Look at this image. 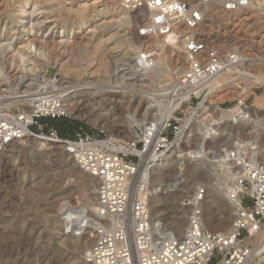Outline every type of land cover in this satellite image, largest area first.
I'll return each mask as SVG.
<instances>
[{"label": "rangeland", "instance_id": "obj_1", "mask_svg": "<svg viewBox=\"0 0 264 264\" xmlns=\"http://www.w3.org/2000/svg\"><path fill=\"white\" fill-rule=\"evenodd\" d=\"M116 1L118 0H29L30 5L26 8V16L19 20L16 14L25 0H0V43L2 40L4 42L10 40L11 43L14 42L15 49H13L18 51L20 47L29 44L37 36L41 38L40 45L43 53L41 55L36 53L35 47H32L26 59H21L19 66L17 63H12L15 51L0 54V114L13 116L19 111L30 110L32 105L28 100L41 91L50 92L51 81L54 79L64 88L73 85L78 88L86 86L92 89L95 86L93 90L99 88L97 91L102 89L108 91L112 90L113 86L115 90L121 92L125 90L133 96L136 104L139 101L140 108L143 105L142 100L146 101L150 97L159 100L155 95L159 94L165 86L162 76L150 78L135 69L123 67L128 64L134 51L130 47L129 50H125V45H139L136 41L138 38L135 35V29L142 22L135 21L131 14L121 15V12L116 10ZM221 1L216 0L219 4H214L216 5L212 10L214 13L209 14L205 25L209 47L222 50L225 56L228 55L230 48L238 47L246 63L243 66L244 70L240 67L232 71L233 77L236 78L235 86L221 94L223 98L218 100L217 105L219 109L227 110L225 108H235L238 101H245L246 107L253 114L257 111L256 97L264 95V85L252 84L253 80L243 77L241 73L246 71L251 75L261 73L264 75V0H252L253 6L242 12L241 15H246L249 10L253 11L249 15L252 19L249 25L241 26L237 22L236 26L230 29L216 25L219 9L223 8ZM36 6L40 9L37 12L40 14L36 17L37 20L29 16ZM216 8H218V14L215 13ZM85 11L87 16L81 20L80 14ZM123 17L126 19L120 22ZM108 19L109 21L116 19L115 27H97L99 23L102 24ZM38 20L44 22L42 27L38 30H30V36L26 35L23 29H30L33 21ZM114 28L117 29L114 30ZM57 31H65L66 35L59 36ZM110 37H113V40L109 44L103 43ZM67 39H70L69 44L60 43ZM144 40L141 43H144ZM146 40L148 42V39ZM63 64L66 67L63 68ZM101 65H106V68ZM250 82L252 85H249ZM238 92H240L239 95L245 94L243 97L237 96ZM21 96L26 97L20 98ZM112 98V101L104 102L106 104L103 105L104 109L113 107L115 118L122 122L127 114L126 108L118 104L117 97L115 100L114 97ZM85 99H90V96L88 95ZM101 100L102 97L96 96V100L93 101L99 103ZM194 104V106L192 103L186 105L184 111L194 112L197 103ZM209 104L211 105L210 102L207 105ZM93 110L88 103L83 104L80 116H69L70 120H66L76 121L78 125L83 124L93 132L104 130L122 138L120 134L125 127L117 128L116 125L109 123L106 128L100 129V126L93 125L89 119H96L98 114ZM199 115L202 114L199 112ZM202 118L204 115L200 117ZM200 119H198L199 122H201ZM99 123L106 124L102 120ZM201 123L207 125L206 122ZM193 124L198 129L190 133L192 138L183 143L184 152L180 150L169 161L155 169L152 175V186L147 191L152 217L160 218L170 229H173L171 225L174 222L172 216L174 213H180V217L185 219V225H187L188 208L185 206V200L194 192L203 187L207 195L212 188H224L222 181L232 174V170L227 168L231 169V166L225 167L216 157L219 154L224 155L225 148H230L235 140V142L244 140L248 134L247 126L241 119L237 121L228 118L216 119L212 123L214 126H208L207 129H203L202 125L194 121ZM133 131L137 133L139 129L133 128ZM195 150L202 152L197 158L186 154ZM73 165L74 160L70 156L67 157L61 146L47 145L39 151L34 143L23 139L12 147L0 149V227L2 221L6 219H10V223L15 226L24 227L22 241H20L23 245L21 258L24 264H47L46 255L53 250L61 252L63 264H81L83 256L81 251L62 250L65 249L63 245L60 250L54 249V246L60 247L62 240L57 237L56 230L54 232L51 230L52 225L54 228L57 227L56 215L61 204L68 202L79 207L92 204L88 191V187L92 184L79 175V171L74 170ZM234 171L233 173H236ZM159 189H161L160 192ZM89 211H91L90 208L85 209L86 214L92 213ZM213 214L212 225L209 223V213L205 215L206 226L211 231L216 232L213 226L219 223L218 220L223 223H220L221 228H224L217 230L216 233H224L232 226L234 212L228 200L221 197L218 205L213 206ZM11 230L4 229V232ZM172 232L176 235L179 233L176 230ZM67 235L69 236L67 242L73 246H76L74 243L80 245L94 243L95 234L92 228L84 237L73 238L69 233ZM250 264H264V259H255Z\"/></svg>", "mask_w": 264, "mask_h": 264}, {"label": "built area", "instance_id": "obj_2", "mask_svg": "<svg viewBox=\"0 0 264 264\" xmlns=\"http://www.w3.org/2000/svg\"><path fill=\"white\" fill-rule=\"evenodd\" d=\"M210 3L211 0H119L126 13L142 22L135 29L137 38H166L152 45H136L123 67L150 78L162 76L165 86L155 97L175 107L166 117L147 122L135 139L126 140L104 130L93 132L83 124L72 135L62 137L51 124L41 122L69 119L61 91L56 89L32 95L28 111L13 116L0 114L1 150L27 135L41 138L48 145L61 146L82 170L99 179L98 213L92 227L95 237L85 256L87 264H245L253 255L258 237L264 234V166L258 162H245L242 175L222 181L228 201L239 202L228 233L207 228L203 187L185 200L188 220L182 237L164 222L155 223L144 196L145 186L138 179L144 165L154 167L192 138L187 135V122L193 112H185L186 105L197 103L193 121L203 129L214 126L210 120L212 106L207 105L209 102V109L201 106L211 95L209 83L228 69L244 70L245 57L237 53L225 57L222 50L208 47L204 23ZM221 3L228 12L251 6L250 0ZM241 75L249 77L246 71ZM51 83L56 85L58 81ZM237 107H246L245 101H238ZM199 112L204 118L200 119ZM230 157L232 161L228 163H234V152ZM89 225V218L83 215L69 220L67 231L73 237H84Z\"/></svg>", "mask_w": 264, "mask_h": 264}, {"label": "bare ground", "instance_id": "obj_3", "mask_svg": "<svg viewBox=\"0 0 264 264\" xmlns=\"http://www.w3.org/2000/svg\"><path fill=\"white\" fill-rule=\"evenodd\" d=\"M250 2H251L250 7H252L253 6L252 0H250ZM215 3H217L216 0L215 1L211 0L210 5L208 6L209 14L211 12L214 13V11H212V10L215 9V6H216V5H214ZM217 4H219V3H217ZM29 5H30L29 0H25V3L22 6H20V11H18V13L16 14L17 19L22 20V18L26 16L25 15L26 8ZM220 5H221V3H220ZM116 6H117L116 10L120 11L121 15L122 14L126 15V12L121 8V6L119 4V0L116 1ZM217 9L218 8H216L215 13L218 12ZM39 10L40 9L38 8V6H36L33 9V11L29 14V16L35 17V19L37 20L36 17L38 15H40V14H37V12ZM243 11H244V9H241L238 11L228 12V11H225L223 8H220L219 14L217 13L218 15L216 17V20H217L216 25L218 27H222L224 29H230V28L235 27L237 22L241 26L249 25V23L252 21V19L249 18L250 17L249 15L253 11L249 10L246 15H241ZM121 15H119V16H121ZM86 16H87L86 11L83 12L82 14H80L81 20L85 19ZM208 16L209 15L207 14L206 18H205L204 25H206ZM125 19L126 18L123 17L122 20H120V22L125 20ZM46 23H49V22H46ZM43 24H44L43 21H39V20L37 22L33 21L30 29L24 28L23 32H26V35L30 36V34H31L30 30H32V31H34L36 29L38 30L39 28L42 27ZM116 24H117L116 19H114L112 21H109V19H108V21H105L102 24L99 23V25L97 27H104V26L115 27ZM243 28H245V27H243ZM115 29H117V28H114V30ZM57 33L59 34V36L60 35L65 36L66 35L65 31H57ZM40 39L37 36L34 37V39L29 44L20 47L18 51L14 50L15 49L13 47L14 42L11 43L10 40L4 42L2 40L0 43V54H5L6 51H8V52L15 51L16 53L14 54V56H12V57H14V60H12V63H17V65L19 66L21 59L22 60L26 59V55L28 52L32 51V49H31L32 47H35L34 49H35L36 53H38L40 55L43 54L42 53V47L40 45V42H41ZM43 39L44 38H42V40ZM69 40L70 39L62 40V41H60V43H62L63 45H66V44L70 43ZM112 40H113V37H110V38L104 40L103 43L109 44ZM142 40H144V39L138 38V40H136L138 42L137 44H141V42H143ZM163 40H166V38L165 37L148 38L149 45L155 44V43H157L159 41H163ZM145 42H147V40ZM132 44H133V42H132ZM135 46L136 45H131V44L128 45L127 44V46L125 45L124 49L129 50L128 48L130 47V49L133 50V49H135ZM208 47H209V45H208ZM237 48H230L228 50L227 54L229 55L232 53H237L239 56H242ZM228 55L225 57H228ZM16 58H18V60ZM101 66L103 68H106V65H101ZM62 67L64 68L66 66L63 64ZM233 70L234 69H228L226 72L222 73L217 78H215L212 82L209 83V87L212 90L211 95L206 97L203 100V102L201 103V106H203L207 109H209V108L206 106V102L209 101L211 103L212 107L210 108V110H211L212 115H210V116H212V117L210 118V120L212 123L215 122L216 119L222 120V119L228 118V119L234 120V121L241 119L244 122V124L247 126L248 134L246 135V138L244 140L239 141V142L238 141L235 142L236 141L235 140L232 143V146L230 148L224 149V151H225L224 155L219 154L216 157V159L217 158L219 159V161H218L219 163L221 162L223 164H225V163L227 164V165H225V167L231 166V169L229 167H227V168L229 170H232V174L226 176V178H232V177H235L237 175H242V173L244 172V168H243L244 166L243 165L245 162H248V161L249 162H258L264 166V95L256 97L255 100H256L257 111H255L256 113L253 112V114L250 113V110L248 107H237V108H229L227 110H222V109H219V106L217 105L218 100H220L222 97L221 94L224 91L228 90L229 88H232L233 86H235L234 81L236 78L233 77V74H232ZM247 75L249 76V80H253L252 84H263L264 85V75L262 73L256 74V75L255 74L251 75V73L248 72ZM110 83L111 82H109V84ZM250 84H251V82L249 83V85ZM51 85H52V89H56L58 91H61V94H62L63 99H64V111L67 115L75 116V117L80 116L81 107L83 106V104L85 105L88 103V105L91 106L92 109H94L93 111L95 113L98 112V114H96L97 115L96 119H92V120L89 119V121L93 125L100 126V129L106 128L107 124H109V123L116 125L117 128H124L125 127V130L120 135L122 136L123 139H126V140L135 139L136 132L133 131V128L140 129L142 126H144L149 121L160 120L161 118L166 117L167 113L172 112V110L175 108L173 106L167 105L166 102H163L161 100H156V99H153L151 97L148 98L146 101L142 100L141 102H143V105L140 108L141 105L138 104L139 101H138V103H137L138 105H137L133 101V96L129 95L127 92H125V90L123 92L115 90V89H113V88H115L113 86L111 87L112 90H108V91L106 90L105 91L102 89V90L97 91L99 89L98 88L97 90L95 89L96 90L95 91V90H93L95 88V86L94 87L91 86L92 89L87 88L86 86H84L83 88H78L77 86H73V85L71 87H65L64 88V86L62 84L60 85L59 82L56 85H53V84H51ZM84 90H87L88 92H85ZM240 92L237 93V96L243 97L245 93H242L239 95ZM88 95L90 96V99L86 100L85 98ZM96 96L102 97V100L99 101V103H95L93 101V100H96ZM23 97L24 96H21L20 98H23ZM112 97H114V100H115V97H117L116 99H118V104H121L123 107L126 108L127 114H126V117L123 119L122 122L117 121V119L115 118L116 116H115V112H114L113 107H111V108L109 107V109H107V110L104 109L103 105H106L104 102H106L108 100L112 101L113 100ZM83 98L85 99V101ZM28 102H32L31 99L28 100ZM93 102H94V104H93ZM115 103L117 104V102H115ZM111 104H113V103L111 102ZM108 106H107V108H108ZM177 106H180V104H178ZM195 114H196V112H193L191 117L188 119L187 134L194 133L198 129V127L195 124H193V116ZM100 120L105 121L106 124L100 125V123H99ZM121 125L122 126L124 125V126L120 127ZM201 132L203 133L202 130H201ZM25 139H27V141H29V142L34 143V145L36 147H38L39 149H43L48 145L46 143V141L42 140L41 138H35L34 139L33 137H30L29 135H27V136H25ZM15 144H18V143H16V142L12 143L9 145V147L14 146ZM180 150L182 152H184V147H182V145H179L178 147H176L169 155L165 156V158L161 162L157 163L154 167H151V165H149V166L144 165V167H142L138 179H139V182L143 183V185L145 186L144 187V196L147 198L148 201H149V197H148L147 191L152 186V175L154 174L155 169L159 165H163V164H165V162L169 161L171 159V157L174 154L178 153ZM231 152H234V159H233L234 163H232V162L228 163V161H230V160L232 161V159L230 157ZM201 153H202L201 150L200 151L195 150V151H189L186 154H190L194 158H197L198 155H200ZM66 155L68 158H69V156L71 157V155H69L68 153H66ZM234 164H235V166H234ZM238 165H240V166L238 167ZM73 169L74 170L77 169L79 171V175L83 176L84 178H86L88 181L91 182L92 185L88 187L89 188L88 191H89V196H90L89 199L92 200V204H88V206H86V207H81V206L79 207V206L71 205L68 202L61 204V206L58 208V213L56 215L57 216L56 217L57 218L56 219L57 227L54 228V226L52 225L51 230H52V232H54L56 230L57 237L62 240L60 247L54 246V249L60 250V248H62L61 246L63 245V248L65 247V249H62V250H72V251H76V252L81 251L83 253L81 264H87L85 256H86V253L91 249L93 243L91 245L90 244L80 245L78 243H74V244H76V246H73V245H71V243H68L67 242V240H69L68 239L69 236L67 235V233H68V231H67L68 230V221L72 220L74 218H79L83 215H86L90 220L89 229H91L93 227L92 224L94 225V221H96L97 213H98L99 179L91 176L90 174H88L87 172L82 170L77 165V163L75 161H74ZM234 170L236 171V173H233ZM215 171H216V169H215ZM219 187H220V185H219ZM160 191H161V189H159V192ZM226 194H227V191L225 190V188H217L216 187V188H212V190L208 191V193L206 195L204 210H205V215L209 213V223L211 225H212L213 218H214L212 216L213 206L218 205L221 197H222V199L227 201L228 199H227ZM231 205H232V209L234 212V215H233L234 217H232V221L234 222L235 215H236L237 209L239 207V202H234ZM86 208H90L91 211H89V212H92V213L91 214L88 213L89 215L86 214V212H85ZM172 216L174 217V222H172L173 224L171 226L174 230L179 232L178 236L182 237L185 233V229L187 226V225H185V219L183 220V217L182 218L180 217V213H174ZM154 219H155V223L162 221L160 218H154ZM205 222L207 225L206 216H205ZM218 222H219L218 224H216V225L214 224V226H213V227H215L216 232H218L217 230H221L224 228V227L221 228V226H220V223H222V222H220L219 220H218ZM214 223H217V222H214ZM207 228H208V226H207ZM226 228H228V227H226ZM0 229H1L0 230V264H24L23 259L21 258V253H22L21 251H22L23 245L20 244V241H22V235L24 232V227L23 226H15V224L10 223V219H6L5 221H2ZM2 229H3V231H2ZM4 229H7V230L12 229V230L9 232H4ZM49 229H50V227H49ZM168 229L174 231L173 229H170V228H168ZM231 229H232V226L230 228H228L227 230H225L226 232H224V233H228L229 231H231ZM73 238H79V237H73ZM259 258L264 259V234H262V235H260V237H258V240L254 246L253 255L245 264H250L253 260L259 259ZM46 259L48 260L47 264H63L62 254H61V252L58 253L57 250L56 251L53 250L52 252H49L46 255ZM40 261H41V257H40Z\"/></svg>", "mask_w": 264, "mask_h": 264}, {"label": "trees", "instance_id": "obj_4", "mask_svg": "<svg viewBox=\"0 0 264 264\" xmlns=\"http://www.w3.org/2000/svg\"><path fill=\"white\" fill-rule=\"evenodd\" d=\"M51 125L59 132L62 137L70 136L74 133L76 128L79 126L76 121H68L65 119V123H56L55 121H50Z\"/></svg>", "mask_w": 264, "mask_h": 264}, {"label": "crops", "instance_id": "obj_5", "mask_svg": "<svg viewBox=\"0 0 264 264\" xmlns=\"http://www.w3.org/2000/svg\"><path fill=\"white\" fill-rule=\"evenodd\" d=\"M49 121H53V122L55 121L56 123H60V122L65 123V119H57V120L42 119V120H41L42 123H49V124H50Z\"/></svg>", "mask_w": 264, "mask_h": 264}, {"label": "water", "instance_id": "obj_6", "mask_svg": "<svg viewBox=\"0 0 264 264\" xmlns=\"http://www.w3.org/2000/svg\"><path fill=\"white\" fill-rule=\"evenodd\" d=\"M37 149H38L39 151H42V149H39L38 147H37Z\"/></svg>", "mask_w": 264, "mask_h": 264}]
</instances>
